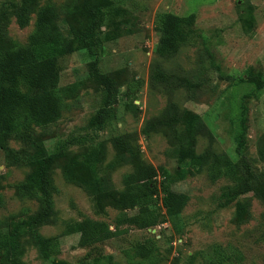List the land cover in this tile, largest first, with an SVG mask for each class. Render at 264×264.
<instances>
[{"label":"rangeland","instance_id":"rangeland-1","mask_svg":"<svg viewBox=\"0 0 264 264\" xmlns=\"http://www.w3.org/2000/svg\"><path fill=\"white\" fill-rule=\"evenodd\" d=\"M29 1V0H28ZM98 32L95 55L80 49L61 59L54 83L62 102L61 118L46 127L32 126L31 139L7 142L11 154L0 148V183L4 205L0 222L27 219L37 214L39 199L20 197L17 187L29 177L30 164L42 152L54 151L75 138L86 144L69 147L71 158L84 160L96 150L97 185L72 182L64 163L55 166L51 179L54 215L37 232L48 240L44 253L34 234L20 236V264H94L87 257L93 248L78 247V224L86 219L105 222L115 231L121 214L136 216L138 209L122 211L105 200L97 205L98 191L124 192V177L137 163L165 168L175 178L172 188L189 196L175 221L164 220L162 196L152 202L160 212L151 228L125 223L127 232L99 245L115 264H264V86L248 82L250 75L264 79V0H109ZM81 0H33L31 21L21 27L18 12L24 0H0V49L28 44L38 11L54 5L60 28L68 33L77 25ZM172 13L194 16L178 51L157 52L161 17ZM98 58L101 72L118 87L117 103L103 131L94 128L104 107L106 91L90 79V64ZM161 73L164 80L158 78ZM241 79L246 81L242 82ZM192 126L194 136L188 134ZM193 137V138H192ZM224 155L240 165L232 177L212 181L201 159ZM18 156V157H14ZM246 163L255 178L256 191L222 206L229 189L245 175ZM159 180L162 178L159 176ZM88 186V185H87ZM161 209V211H160ZM179 230V231H177ZM147 245L148 257L136 253ZM231 259V260H230ZM106 264L107 261L104 260ZM7 264V263H5Z\"/></svg>","mask_w":264,"mask_h":264},{"label":"trees","instance_id":"trees-1","mask_svg":"<svg viewBox=\"0 0 264 264\" xmlns=\"http://www.w3.org/2000/svg\"><path fill=\"white\" fill-rule=\"evenodd\" d=\"M31 5L33 0H24V6L18 12V22L23 28L31 21ZM108 6L109 0H81L77 8V25H71L66 34L60 28L58 9L54 5H45L38 11L35 30L28 44H14L0 49V148L7 154H11L7 143L10 138L28 141L31 139L29 132L32 126L46 127L61 118L62 102L54 85L62 70L61 59L80 49H86L91 56L95 55L98 32L103 26L104 11ZM193 20V15L181 17L172 13L164 14L161 17V38L157 52L162 56L176 53L185 42V30L193 24ZM157 76L161 80L165 79L161 73ZM90 79L106 91L104 107L98 112L93 124L96 131L100 132L104 130L115 109L118 87L112 77L101 72L98 58L90 64ZM247 81L256 84L258 90L264 86V79L259 75H250ZM188 134L194 136L192 126H189ZM85 138L61 142L54 151H44L30 162L34 169L26 181L18 185L17 194L24 198L39 199L42 207L34 216L5 223L6 228L0 222V264H20L15 257L18 255L20 236L27 231L34 234L44 253L50 251L48 240L37 230L54 215L56 188L51 179V171L55 166L64 163L63 168L69 180L86 187L99 188L93 184L96 183L94 177L98 162L96 150L91 151L84 160L71 158L69 154V147L86 144ZM259 156L264 161V145L259 149ZM238 164L217 154L201 159V167H208L209 176L214 182L235 175L236 169L240 167ZM243 164L245 175L237 180L235 188L229 189L224 202L220 204L221 207L230 205L239 196L257 190L252 185L254 174L246 163ZM180 178L182 176L175 180L167 169H157L139 161L135 172L124 177V192L100 189L96 196L100 209L103 208L105 200L109 199L114 207L122 211L138 209L136 216L121 214L115 231L110 230L105 222L84 220L76 227L79 234L78 247L93 248L87 257L94 256V264H106L104 260L108 264H115L112 256H103L99 245L126 233L127 230L120 227L125 223L136 224L142 228L157 226L161 216L165 215L158 212L152 202L160 193H163L162 208L166 210L164 220L175 221L180 217L189 202L187 194L172 188ZM259 193L264 198V185L259 187ZM3 205L0 183V208ZM147 249V245H139L136 253L144 258L148 257L151 251L148 252ZM235 258L238 264L241 263L240 256ZM143 261L145 259L132 260L131 264H145ZM230 263L234 264L233 261Z\"/></svg>","mask_w":264,"mask_h":264}]
</instances>
